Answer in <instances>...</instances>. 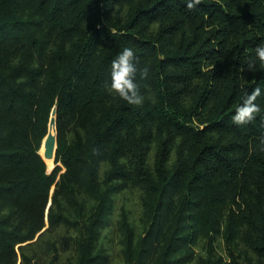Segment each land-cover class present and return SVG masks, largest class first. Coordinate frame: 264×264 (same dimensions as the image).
Masks as SVG:
<instances>
[{
  "label": "trees",
  "instance_id": "trees-1",
  "mask_svg": "<svg viewBox=\"0 0 264 264\" xmlns=\"http://www.w3.org/2000/svg\"><path fill=\"white\" fill-rule=\"evenodd\" d=\"M261 43L264 0H0V264H264Z\"/></svg>",
  "mask_w": 264,
  "mask_h": 264
},
{
  "label": "clouds",
  "instance_id": "clouds-1",
  "mask_svg": "<svg viewBox=\"0 0 264 264\" xmlns=\"http://www.w3.org/2000/svg\"><path fill=\"white\" fill-rule=\"evenodd\" d=\"M201 0H186L188 10L196 8ZM255 59L249 62V70L254 69L256 62L264 65V43L255 48ZM138 57L133 48L125 47L111 62V83L109 90L118 95L122 100L133 106H142L144 97L140 94L139 86L136 83L137 72L139 71L142 79L147 78L149 69L144 67L138 69ZM262 94L261 88L256 87L250 94H247L243 103L235 110V114L231 117L232 123L237 126H245L252 123L261 108L256 104V100ZM260 143L264 145V136L260 138Z\"/></svg>",
  "mask_w": 264,
  "mask_h": 264
},
{
  "label": "water",
  "instance_id": "water-1",
  "mask_svg": "<svg viewBox=\"0 0 264 264\" xmlns=\"http://www.w3.org/2000/svg\"><path fill=\"white\" fill-rule=\"evenodd\" d=\"M57 110L56 108L53 110L52 118L49 124V133L45 138L42 147L44 146L45 152L42 155L44 160L47 163V160H54L56 159V152H57V117H56ZM54 130V131H53Z\"/></svg>",
  "mask_w": 264,
  "mask_h": 264
},
{
  "label": "rangeland",
  "instance_id": "rangeland-1",
  "mask_svg": "<svg viewBox=\"0 0 264 264\" xmlns=\"http://www.w3.org/2000/svg\"><path fill=\"white\" fill-rule=\"evenodd\" d=\"M44 152H45V148H44V146H43V147L41 148V154L43 155ZM47 164H48L50 170H53V169H54V167H55V162H54V160H47Z\"/></svg>",
  "mask_w": 264,
  "mask_h": 264
}]
</instances>
